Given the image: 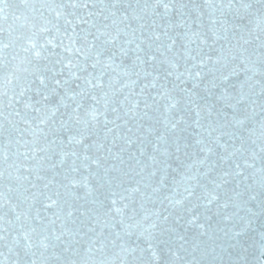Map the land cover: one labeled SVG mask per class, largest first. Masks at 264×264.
I'll return each mask as SVG.
<instances>
[{
  "label": "snow or ice",
  "instance_id": "obj_1",
  "mask_svg": "<svg viewBox=\"0 0 264 264\" xmlns=\"http://www.w3.org/2000/svg\"><path fill=\"white\" fill-rule=\"evenodd\" d=\"M181 220L264 264V0H0V264H143Z\"/></svg>",
  "mask_w": 264,
  "mask_h": 264
},
{
  "label": "water",
  "instance_id": "obj_2",
  "mask_svg": "<svg viewBox=\"0 0 264 264\" xmlns=\"http://www.w3.org/2000/svg\"><path fill=\"white\" fill-rule=\"evenodd\" d=\"M5 29H7L8 25L5 23L4 25ZM5 36H7V32H5ZM8 72L7 67L5 68V73ZM190 86V85H189ZM230 87V85H229ZM223 90V89H222ZM201 94L204 95L203 89H201ZM210 95V94H208ZM259 116V109H257V117ZM145 127H147V123H145ZM149 153L151 152V148L148 147L146 149ZM125 159H127V155H125ZM181 159H183V156L181 155ZM257 166H259V160L256 161ZM171 167L173 169H178L180 167L179 162L173 158L171 161ZM174 174V173H173ZM169 180H171V175L169 176ZM92 184H95V181H92ZM91 186V185H90ZM78 194L80 196L84 195V190L78 189ZM97 195L100 196L101 200H104L103 190H101L100 193H97ZM119 199V197H117ZM81 203H84V201H81ZM105 203H110V201H105ZM203 204H206L207 202H202ZM88 204H92L91 198L88 200ZM148 208H151V204H146ZM137 208H139V205H136ZM157 208H159V205H157ZM216 210L214 207H192L191 213H185L184 215L187 216V219L191 220L193 219V214L197 217H199V224H205V225H211V229L215 230L219 221V218L216 216ZM257 228V232L250 233L248 236L242 235L239 238L238 243L241 245L244 244L245 241L249 240V236H258L259 235V224L254 225ZM223 227V225H221ZM114 231H119L118 228H114ZM108 229H105V232L107 233ZM204 232L203 228H200L197 224H188L186 221L181 220L180 224L174 226V233L168 234L165 233L162 237V240H168L169 235H171V243L170 245H165L161 243L158 248L156 249L157 255L155 257L152 256V253L149 251L144 256L143 264H149V261H152V264H156L158 261L159 264H166V261H168V251L169 247L179 249L181 244L185 246V248L188 249L187 253H182L184 255H187V261L185 264H193V262L199 258L200 253H197L194 257L191 253L194 247L200 246L203 248L205 244H211V240L209 237L211 236V231H209V234L207 236L202 235ZM181 236L185 237L184 240H181ZM131 240L134 242L131 246H135V242L137 238L135 236L131 237ZM142 243V241L140 242ZM144 247H147V245H144ZM211 250V248H209ZM6 251V250H5ZM122 258H126L123 256V254L120 253V250L117 248L112 251V253L108 256V259L111 261V264H119L120 260Z\"/></svg>",
  "mask_w": 264,
  "mask_h": 264
}]
</instances>
